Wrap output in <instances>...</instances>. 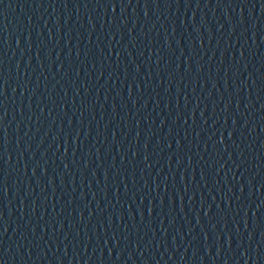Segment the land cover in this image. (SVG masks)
Returning a JSON list of instances; mask_svg holds the SVG:
<instances>
[{
    "label": "water",
    "instance_id": "1",
    "mask_svg": "<svg viewBox=\"0 0 264 264\" xmlns=\"http://www.w3.org/2000/svg\"><path fill=\"white\" fill-rule=\"evenodd\" d=\"M2 1H4V0H0V3H1Z\"/></svg>",
    "mask_w": 264,
    "mask_h": 264
}]
</instances>
